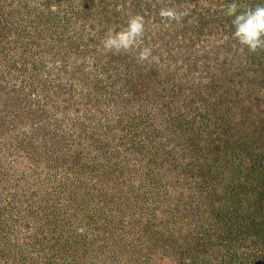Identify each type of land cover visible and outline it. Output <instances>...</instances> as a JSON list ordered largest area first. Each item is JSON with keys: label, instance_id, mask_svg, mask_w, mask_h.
Segmentation results:
<instances>
[{"label": "rangeland", "instance_id": "1", "mask_svg": "<svg viewBox=\"0 0 264 264\" xmlns=\"http://www.w3.org/2000/svg\"><path fill=\"white\" fill-rule=\"evenodd\" d=\"M232 3L264 0H0V264H264V51Z\"/></svg>", "mask_w": 264, "mask_h": 264}, {"label": "clouds", "instance_id": "2", "mask_svg": "<svg viewBox=\"0 0 264 264\" xmlns=\"http://www.w3.org/2000/svg\"><path fill=\"white\" fill-rule=\"evenodd\" d=\"M237 4L228 6L226 15L233 17L231 23L234 27L233 38L240 45V50L247 49L250 53L264 51V5L249 7L242 12H237ZM159 15L169 22H181L189 15L187 9L163 7ZM146 21L143 15H131L126 26L119 31L109 29L101 41L105 53L112 55L129 54L136 52L138 43L144 39ZM151 47H144L136 54L138 63H150L153 56Z\"/></svg>", "mask_w": 264, "mask_h": 264}]
</instances>
